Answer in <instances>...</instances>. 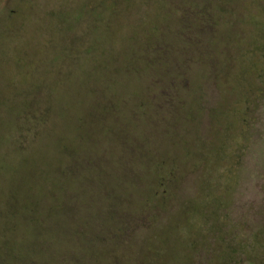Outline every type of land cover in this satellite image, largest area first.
Wrapping results in <instances>:
<instances>
[{
  "label": "rangeland",
  "instance_id": "rangeland-1",
  "mask_svg": "<svg viewBox=\"0 0 264 264\" xmlns=\"http://www.w3.org/2000/svg\"><path fill=\"white\" fill-rule=\"evenodd\" d=\"M16 190L99 200L0 219V264H264V0H0L1 212Z\"/></svg>",
  "mask_w": 264,
  "mask_h": 264
},
{
  "label": "trees",
  "instance_id": "trees-1",
  "mask_svg": "<svg viewBox=\"0 0 264 264\" xmlns=\"http://www.w3.org/2000/svg\"><path fill=\"white\" fill-rule=\"evenodd\" d=\"M203 26L204 25H201V27H199L197 29H199V31H200L201 29H203ZM181 39H182L181 40L182 44L186 46V47L184 46V48L186 49L185 51L190 50L187 46L192 44V42H191L192 39H190V37L187 35L182 36ZM176 43L179 45V41ZM165 44H168V43H165ZM168 51H169V54L171 52H173V51H170V47L168 48L166 46V48L164 49L165 55L168 53ZM164 69H167L166 71H167L168 75L172 74L169 76V78L172 80L169 81L168 85L166 86V89H164V90H166V92L168 91L167 87H169V89H170V94L166 95L168 97L169 103H170L172 101L173 94L176 92L174 85H176V82L178 80L179 69L177 67L174 69L170 68V66H168V65L165 66ZM168 69H170L171 71H169ZM15 166L16 167L13 168V171H18V170H23V167L25 166V164H23V162H20V163H17ZM171 168L173 169V168H175V166L173 167V165H171ZM158 169H159V172H161L162 171V165H161V167L158 166ZM174 176L175 175H174L173 170H172V172L166 170V176L163 179H165V181L168 179L167 183H170V181L174 178ZM166 177H167V179H166ZM160 179H162V178H160ZM162 180L159 181V185H158L159 188L161 186ZM59 186L60 185L57 184V186H56L57 191L59 189ZM46 191H49V190L45 189V190L40 191V192L42 193V192H46ZM153 195H154L153 197L155 198V194H153ZM11 196L12 197H10V198L12 200H11V203L8 205L11 208H9L7 210H3L2 212L0 211V219L3 221V223L16 221L18 224H28L27 229L29 227L39 228V226L44 224V223H46L44 225H48V226H54L55 225L54 227L61 226L60 224L65 223V222L67 224L73 223L76 225L78 223H82L84 225V223H88V220L83 215V211L88 210L92 204L97 205V201L99 200V197L94 196L95 197L94 198L93 195L87 197L86 206H84V208L82 209V214L70 215L66 218L67 211L65 212V209H64L66 202L64 200H62L61 198L58 200L57 207H55V208L47 207V208H44L45 210H43V211H38V210H40L39 206L42 205V200L40 197L34 196L33 198L30 197V199H28L25 197L24 194L20 193L17 190ZM102 199L104 200L105 196L102 195ZM161 204H162L161 199H159V200H157V203H155L152 207L154 210H156L158 207L160 208ZM1 213H2V215H1ZM115 213L120 214L119 212L113 211L112 215H114L115 217H117ZM118 220H119V218H118ZM50 223H51V225H49ZM75 225H71V226H75ZM87 225H89V224H87ZM78 227H79V225H78ZM15 228L16 227L14 226V229ZM14 229H10V230H14ZM34 230L38 231L40 229H34ZM53 230H55V229L53 228Z\"/></svg>",
  "mask_w": 264,
  "mask_h": 264
},
{
  "label": "flooded vegetation",
  "instance_id": "flooded-vegetation-1",
  "mask_svg": "<svg viewBox=\"0 0 264 264\" xmlns=\"http://www.w3.org/2000/svg\"><path fill=\"white\" fill-rule=\"evenodd\" d=\"M25 7V8H24ZM29 7V3L28 2H26L25 3V6L24 5H21V10H23L22 11V13H13V14H11L10 16H9V18H8V20H10V22H14L15 20H16V18H18V19H20V18H22V17H25L27 14H28V12L30 11V12H32V5H30V7ZM24 8V9H23ZM28 8V9H27ZM26 9V10H25ZM30 9V10H29ZM23 32V31H22ZM12 61H10L9 62V64L11 63Z\"/></svg>",
  "mask_w": 264,
  "mask_h": 264
}]
</instances>
